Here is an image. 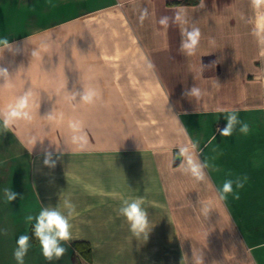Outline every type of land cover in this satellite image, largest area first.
Masks as SVG:
<instances>
[{
	"label": "crops",
	"instance_id": "crops-1",
	"mask_svg": "<svg viewBox=\"0 0 264 264\" xmlns=\"http://www.w3.org/2000/svg\"><path fill=\"white\" fill-rule=\"evenodd\" d=\"M260 12L253 0H0V39L12 46L0 54L10 76L0 78V264H17L24 234V264H264ZM192 27L201 40L187 56L181 32ZM90 88L92 103L70 96ZM28 89L32 119L5 127ZM150 93L163 109L155 120ZM234 109L250 131L223 137ZM195 139L201 161L216 169L204 182L179 163V149ZM226 179L244 186L234 183L222 201ZM5 189L17 198L8 202ZM125 199L147 211L146 242L119 214ZM65 201L75 206L72 239L60 260L47 261L26 217L65 211ZM79 240L90 259L74 247Z\"/></svg>",
	"mask_w": 264,
	"mask_h": 264
},
{
	"label": "clouds",
	"instance_id": "clouds-1",
	"mask_svg": "<svg viewBox=\"0 0 264 264\" xmlns=\"http://www.w3.org/2000/svg\"><path fill=\"white\" fill-rule=\"evenodd\" d=\"M255 7L260 8L264 4V0H253ZM177 19L180 20V14L177 15ZM168 17H162L161 23L166 24ZM254 35L257 38L258 43L264 45V12H260L255 19ZM201 32L197 27L190 29L185 28L181 32L180 49L187 56H193L196 54L200 45ZM0 54L4 49H11L6 38L0 39ZM203 70V69H202ZM0 78L4 81L10 79L8 70L6 68H0ZM188 95L201 94L197 88H191ZM33 95L30 89L26 90L23 95L19 96L14 106H11L9 111L4 114L3 125L8 127L12 122L18 119L31 120L32 116L27 107L30 102V98ZM81 97V101L86 103H92L97 93L94 89L83 90L82 93L71 94V98L75 99L76 96ZM238 109H234L226 114L227 125L222 130H218L223 137L232 136L234 132L239 131L241 134H248L250 131L249 124L243 121L238 116ZM76 127V125H72ZM76 139V137H73ZM215 141L213 135L208 141L211 144ZM199 139L191 140L190 146L181 147L179 154L182 157L180 160V167L182 171L198 182H204L207 180L206 169L210 167L214 169V166L210 165L207 160L201 161L198 155ZM45 164H49V160H45ZM246 177L244 180L246 181ZM236 188H243L244 184L240 179L233 181L232 179H226L221 188L218 190L219 198L223 201L228 195L233 194V184ZM4 194L8 202L14 201L17 198V193L12 189H5ZM234 199H239L238 194H234ZM75 212V206L70 202L65 201V211H61L58 206L56 207H43L38 215H29L26 220L32 223V233L36 240L39 241L42 255L47 261L60 260L67 249L62 242H68L72 239V224L71 217ZM119 214L123 216L129 224V230L137 240L147 241L152 226L148 219V214L143 207L142 201L139 199L128 200L125 199L120 208ZM17 247L14 250V258L17 264H24V257L27 255L29 248L31 247V238L29 234L19 236L16 241Z\"/></svg>",
	"mask_w": 264,
	"mask_h": 264
},
{
	"label": "rangeland",
	"instance_id": "rangeland-1",
	"mask_svg": "<svg viewBox=\"0 0 264 264\" xmlns=\"http://www.w3.org/2000/svg\"><path fill=\"white\" fill-rule=\"evenodd\" d=\"M128 33H130V32L127 31V34ZM138 63H140V62H138ZM134 64H136V63L134 62ZM158 98H159V95H157V94L152 95L150 93V95H149V103H148L149 104L148 105V117H149V119H154V120L158 119V115H159L160 111L163 113V109L161 108V106L158 105V101L156 100ZM158 110H159V112H158ZM173 118H175V119L177 118L176 114L173 115Z\"/></svg>",
	"mask_w": 264,
	"mask_h": 264
},
{
	"label": "trees",
	"instance_id": "trees-1",
	"mask_svg": "<svg viewBox=\"0 0 264 264\" xmlns=\"http://www.w3.org/2000/svg\"><path fill=\"white\" fill-rule=\"evenodd\" d=\"M74 247L84 256L86 259H90V245L88 242L79 240L73 242Z\"/></svg>",
	"mask_w": 264,
	"mask_h": 264
},
{
	"label": "water",
	"instance_id": "water-1",
	"mask_svg": "<svg viewBox=\"0 0 264 264\" xmlns=\"http://www.w3.org/2000/svg\"><path fill=\"white\" fill-rule=\"evenodd\" d=\"M178 159H179V158H178ZM178 159H177V160H178Z\"/></svg>",
	"mask_w": 264,
	"mask_h": 264
}]
</instances>
